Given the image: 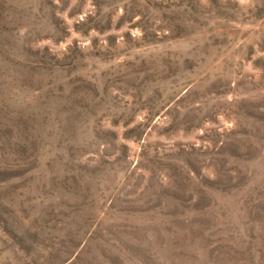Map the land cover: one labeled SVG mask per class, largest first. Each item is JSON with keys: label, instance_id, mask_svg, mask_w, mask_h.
<instances>
[{"label": "rangeland", "instance_id": "obj_1", "mask_svg": "<svg viewBox=\"0 0 264 264\" xmlns=\"http://www.w3.org/2000/svg\"><path fill=\"white\" fill-rule=\"evenodd\" d=\"M0 264H264V0H0Z\"/></svg>", "mask_w": 264, "mask_h": 264}]
</instances>
